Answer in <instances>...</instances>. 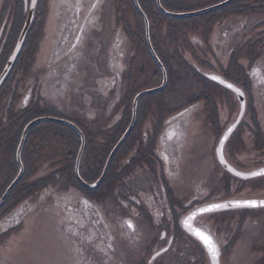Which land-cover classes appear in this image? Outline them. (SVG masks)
<instances>
[{"label":"flooded vegetation","instance_id":"af4514ba","mask_svg":"<svg viewBox=\"0 0 264 264\" xmlns=\"http://www.w3.org/2000/svg\"><path fill=\"white\" fill-rule=\"evenodd\" d=\"M104 1L105 7L108 4L106 0ZM125 1L120 0L121 8L118 9L119 19L117 21L121 24L117 31L119 36L111 42L113 47H111L110 57L108 58L107 67H109V70L106 68L109 73H103V79H105L102 83L98 82L99 87L97 90L95 85H87L83 82L84 77L78 76V74L82 75L83 73L84 76L87 75L88 77L90 71L87 67L82 69L78 64L83 55L85 56L84 60L89 61V63L93 59L94 55L90 56L88 54L87 56L84 50L90 48V46H95L96 33L99 34L101 31L97 24L101 22L102 15H99V21L91 20V17L94 16L95 9H99L100 5L102 7V0H67L65 8L62 10V17L67 11L68 14L63 17L65 20L60 23L58 38L54 40L57 41L55 44L58 47H54L52 54L57 55L56 58L52 57L53 60L50 63H44L42 74H35L33 76L34 81L25 90H20L19 80L17 83L14 81L15 86L12 87H15V92L20 93V99L17 103H23L24 106L32 105L39 100L42 103H48V97L46 96L49 94L46 92L47 89L55 92L52 93L53 96L57 93L58 97H68L62 95L73 92L71 86L75 87L77 92H82V94L85 89H88V101H86L88 110L84 117L87 120L86 122H89L88 126L85 128L78 120L67 118L78 124L85 136L80 171L85 166H88L90 170L95 167L96 156L99 153H104L106 138L112 133L111 129L120 120L126 122L130 115L129 123L125 127V131L127 130L133 119L135 97L142 91L159 87L164 80L163 69L152 52L147 32L144 39L141 34V21L135 19V12H132L130 18H128V5ZM178 1L182 9L188 7L186 3L189 0ZM224 1L226 0H206L204 5L190 11L204 9ZM90 2L88 11L80 22L81 11L87 8ZM166 9L171 11L168 8ZM260 13L264 14V0H232L209 12L189 16V18L195 17V19L200 17L194 23L188 20L171 22L167 21L168 19H161L162 21L154 20L152 24L150 21L151 44L165 66L168 80L162 90L145 94L138 101L134 126L112 159V161L115 160L114 164L117 167V172L120 173L118 176L116 173L118 178L116 183L119 186H116V188L113 186L112 188L111 185H108L104 190H108V197L100 199L98 198L100 192L94 191L88 195V193H84L79 184L69 185L66 180L60 179L51 182L35 194L42 196V193L47 192L50 187L56 185L65 187L66 190L72 188L76 192L84 193V196H77L74 200H57L55 205L60 207L63 214L71 213L73 219H76L75 225L82 223L81 225L89 238L92 239L94 247H90L91 249H88V251L101 257V260H98L99 264L109 263L110 261L106 256L113 257L114 249L119 248L123 241L128 245L132 242L131 240L138 241L139 239L142 243L146 241L147 245L145 248L139 245L143 249V253H141L135 264H145V262L153 264L159 257L168 252L181 255L180 249L185 239L189 240V244L194 242V245L202 252L199 261L190 257L191 264L193 262L195 264H213L202 241L183 226L184 220L199 208L210 203L227 200L215 197L216 194H213L215 191L213 189L207 191L208 187H204L207 183L205 178L196 182L192 188L190 187L192 184H188L189 177L191 179L197 175V171L192 172L195 155L192 156L191 153L199 152V159H197L206 161L205 149H203L204 143L198 137L199 133L195 131L196 123H194L193 116L200 109L199 112L203 116L205 125L207 114L212 108L214 111V113L212 112L213 117L218 119L215 123L218 131L213 136L207 154L211 157L212 166L219 173V179L224 181L225 185L227 181L231 182L232 189L234 188L233 182L251 185L253 179L263 180L261 178L264 175L245 178L236 173H247L263 168L264 156L260 157L253 167H251V164L246 166L243 162L232 159L234 157L232 150H234L235 140L238 137L236 135H245V132L242 131L246 128L251 135V127L254 126L258 131L252 132V136L256 140L260 139L264 146L263 120L258 114L259 111H255L257 104H259V95L264 96V18L256 20L260 17L258 15ZM243 15L247 18L240 20ZM185 25L188 30L202 29L203 32L192 37L187 30L186 35L178 39L176 33ZM71 37L73 38L71 39ZM125 38L130 39V45H133L130 54H128ZM70 42L71 45L67 47ZM26 44L25 42L22 51H24ZM80 47L82 48L81 53ZM144 68L148 71L147 73L142 70ZM150 68L152 69L151 73ZM159 70L162 73L161 78ZM141 73H145V75L140 76ZM213 77H216V79H213ZM229 84L232 85L231 88L228 87ZM59 89L61 90L60 93ZM211 90L215 91L213 96L209 92ZM91 92L98 93L97 98L99 99L105 98L104 101L108 99L113 104L118 103L121 105L120 114H115L106 127L99 125V123L101 119L103 120V117L107 118L110 115L107 109L109 107L96 110L95 104H98L99 100L95 99ZM217 92L224 94L231 101L233 111L229 115L221 111L222 106L226 107L225 104H217V100L214 98ZM177 93L178 99L171 100V96ZM117 96H119V99L116 103L112 98L115 99ZM72 108L74 109V106ZM237 122L239 123L235 130L229 133L228 131ZM78 134L55 135V133H44L30 139L32 149H37L40 153L39 163L36 166L42 176H47L50 172H59L57 176H60V172L70 169L68 165L77 147L79 137H81L79 132ZM100 134L106 136L102 140L96 141L95 135ZM224 135L230 136L220 149ZM91 139L93 143L90 142ZM81 145L82 138L81 144L77 148L75 174L77 156ZM262 151L264 153V148ZM220 152H222V158ZM89 154L92 155L89 156ZM237 156L239 155H235V157ZM3 157L4 155L1 153L0 169L5 163L2 160ZM87 159L90 166L86 165ZM134 170H136V175L131 176ZM107 174L104 179H106ZM121 175L123 177L119 179ZM76 178L78 182L85 186L77 175ZM108 181L110 182V178ZM99 186L89 189L95 190ZM186 187H190V189H186ZM183 189L185 192H181ZM32 197H26L18 201L1 216L0 223H8L3 226L4 229L2 230L9 231L14 229L15 226L23 224L27 213L33 210V202L30 201ZM234 198L264 199V195L230 197V199ZM112 203L122 211L121 214L118 213L120 216L118 220L120 221L117 220L116 222L120 233L117 236L113 234L112 225L107 221L108 216L112 213L104 212L100 207V205ZM255 210L260 213L264 211V206L201 213L196 217L195 225L208 230L219 245V264L231 263L229 253L233 249V244H231V240L221 246L219 237L213 232L211 220L227 218V216L239 218L245 212L247 213L246 216L249 217L251 211ZM159 215H161L159 218L162 221L159 220ZM205 218L208 220H205ZM129 224H131V227ZM157 231H160V234H156ZM82 250L85 251V249ZM161 250H165V252L154 257V254ZM83 251H81L82 254ZM126 251L130 250L127 249ZM260 251V254L258 250L255 251L256 255L259 254V258L254 259L253 264H264V248ZM255 253L254 256H256ZM76 261H78V258ZM161 263L167 264L168 262L163 259Z\"/></svg>","mask_w":264,"mask_h":264},{"label":"rangeland","instance_id":"374dc122","mask_svg":"<svg viewBox=\"0 0 264 264\" xmlns=\"http://www.w3.org/2000/svg\"><path fill=\"white\" fill-rule=\"evenodd\" d=\"M23 6H24V0ZM107 6L104 7L105 1L102 0V7L99 6V9H95L94 16L91 17V20L97 21L100 20L99 15H102L101 22L97 25L101 30L100 33H96L95 38V46H90V48L85 49L84 52L88 56H93L91 59V64L89 61L84 60L85 56H82L81 61H79L78 66L82 69L84 67L89 68V76H84V74H78L80 77L83 78V82L87 85L91 86L95 85L96 90L99 87L98 82L102 83L103 76L105 72H108L109 67L108 65V58L110 57V51L112 46V41L119 36L117 34L118 27H120V22L118 23L117 19H119L118 9L121 8L120 0H106ZM21 0H0V62L3 61L6 55L7 59L13 52L15 48V44L19 38L20 32L24 26V23L27 19V11L25 10V18L23 17L22 26L17 27V20L22 18V10L20 9ZM67 0H38L37 8L35 11V19L33 21V31L32 35L27 40V44L25 46L24 51L20 54L22 55L16 71H17V79L19 80L18 86L20 90H25L28 85H30L34 78L35 74L41 75L44 71V66L46 63H50L57 55L52 54L54 47H56V42L54 41L55 38H58V33L60 31V23L65 15H63V8H65ZM206 3V0H189L186 5L187 8H198ZM91 2L88 4L87 8L81 11L80 22L83 16L87 13L88 8ZM185 6V5H184ZM84 8V6H83ZM104 8V9H103ZM72 10V9H71ZM211 11V10H210ZM209 12V11H208ZM128 16L131 15V10L128 12ZM251 15V14H250ZM260 17L256 20H261L264 18V14H258ZM200 17H188V18H171L167 21L171 22H178V21H185L188 20L189 22L192 21L194 23L196 20H199ZM245 15L240 17V20H245ZM135 19H137L135 17ZM98 20V21H99ZM150 22V21H149ZM152 24L154 23V18L151 19ZM35 24V25H34ZM94 24V23H93ZM252 24V21H251ZM188 25V22H187ZM190 26V25H189ZM185 27V28H184ZM180 28V31L176 33L178 39H180L183 35H186V25ZM229 27V26H227ZM225 27V28H227ZM228 29V28H227ZM146 30V29H145ZM31 31V30H30ZM29 31V32H30ZM203 31L202 29L199 30H188L189 35L194 37L195 35L201 34ZM221 33V31H219ZM122 35V34H121ZM73 37H71L72 39ZM130 39L125 38V42L127 43V50L128 54L132 52L133 45H130ZM54 41V42H53ZM71 41V40H70ZM71 45V42L67 47ZM58 47V46H57ZM56 47V48H57ZM80 47V53H81ZM95 53V54H94ZM113 53V52H112ZM116 55V53H114ZM19 56V58H20ZM115 57V56H114ZM117 57V56H116ZM18 58V59H19ZM51 58V59H49ZM6 59V61H7ZM116 59V58H115ZM84 60V61H83ZM43 63V64H42ZM45 63V64H44ZM54 67V66H52ZM80 68V69H81ZM106 68L108 70H106ZM145 73L148 71L142 69ZM140 72V70H139ZM152 69L150 68V73ZM109 73V72H108ZM145 73H141L140 76L145 75ZM11 75V74H10ZM9 75V76H10ZM107 75V74H106ZM15 77V73H14ZM57 77V76H56ZM110 78V76H108ZM56 79V78H55ZM61 89V88H60ZM59 89V93L61 90ZM69 94H63L62 96L68 97H58L57 93L53 96V92L50 89H47V94L45 95L48 101V114L53 115L55 117H63L69 119H76L83 125L85 128L88 126L89 122L84 119L88 105H86L87 100V93L88 89H85L83 92H77L75 87ZM201 92V91H200ZM200 92H198L200 94ZM211 96L214 95L215 91H209ZM55 93V92H54ZM95 99L99 100L98 104H95L96 110H101L107 108L109 110L110 115L107 118L103 117L101 119L99 125L104 127L110 124V121L115 116V114H120L119 110L121 105L117 103V99L119 96L112 98L113 101H116L117 104L111 103L108 99L104 101L105 98L99 99L97 98L98 93L91 92ZM57 96V97H56ZM259 104H257V108L255 111H259L258 114L262 117L263 124H264V96L259 95ZM171 100L178 99V93L176 95L171 96ZM217 100L218 105L225 104L226 107L221 109L222 113L230 114L233 111V106L231 101L228 99L227 96L217 92L216 96L214 97ZM7 99V98H5ZM6 101V100H5ZM18 102V101H16ZM44 103V102H43ZM18 103L17 105H19ZM109 105V106H108ZM232 107H231V106ZM20 106V105H19ZM74 106V109L72 108ZM5 107H3V110ZM198 110V109H197ZM200 110V109H199ZM194 113V123L195 124V131L199 133L198 137L203 140L205 149V160H198L199 159V152H193L191 155H195V163L192 165V172L197 171V175L188 179V184H192L190 187L192 188L196 182L200 181L201 179L205 178L207 183H205L204 187H208L210 189L215 190L213 194L215 197H221L224 199H230V197H238V196H263L264 195V177L261 178L263 180L259 181L260 179H253L251 180V185L240 184L233 182V187L231 189L232 183L227 181L226 185L224 181L219 179V173L216 169L212 166L211 157L209 156L208 149L212 142L213 136L217 134V118H214L212 115V108H210L207 114V123L204 125L203 116L200 112ZM196 112V111H195ZM257 114V113H256ZM76 117H75V116ZM196 116V117H195ZM81 120V121H80ZM85 121V122H84ZM214 123V125H213ZM44 125L49 123L47 121H41L39 125ZM253 126V125H252ZM90 126L88 127V129ZM235 130V129H234ZM233 130V131H234ZM248 129L246 128L244 131L245 135H236L237 140H235L234 150V157L232 159L239 160L243 162L246 166L251 164V167L255 166V162L259 161L260 157L264 156L263 153V143L261 140H256L252 136V132H257L253 127H251V135L247 132ZM202 133V134H201ZM106 135H95L96 141L102 140ZM90 138V137H89ZM256 141V142H255ZM92 142V139L90 141ZM89 142V143H90ZM96 147L98 145L94 142ZM93 144V146H94ZM91 146V144H90ZM257 148V149H256ZM260 148H262L260 150ZM239 155L235 157V155ZM92 154H89L91 156ZM208 155V156H207ZM239 157V158H238ZM198 158V159H197ZM201 161V164H200ZM135 171H132L131 176H135ZM137 173V172H136ZM116 173H113L110 177V182L108 181L104 186L103 190L100 192L98 198H107L108 197V190L104 191L108 185L118 187ZM202 181V180H201ZM2 182V178L0 179V183ZM255 183V184H254ZM190 187H186V189H190ZM181 192H185L184 189ZM85 193V191H84ZM82 192H76L75 189L66 190L65 187L60 185H56L54 187H50L47 192L42 193L43 195H35L31 198L30 201L33 202L31 212H28L23 220V224L19 226H15L14 229L9 230L7 232L2 230L4 229L3 226L6 225L7 222L0 223V264H99L98 260H101L96 253L88 251L93 247L92 239L89 238L87 232L83 229L82 223L75 225V220L71 213L67 212L63 214L60 207L55 205V202L63 201V199L67 200H74L75 197L84 196ZM212 194V196H213ZM87 195V194H86ZM44 196V197H43ZM88 196V195H87ZM107 200V199H106ZM76 201V200H75ZM102 211H108L110 214L107 220L108 223L112 225V231L115 236L119 233L118 225L116 224L117 220L120 218L118 215L122 213L118 207H116L113 203L112 204H103L100 205ZM27 208V206H25ZM246 212L242 213L239 218L227 216V218H218L211 220L213 224L212 229L213 232L217 234L219 237V242L221 246L229 243L231 240V244H233V249L229 253V258L231 259L230 264H253L252 261L254 259L259 258L260 250L264 248V211L257 213V211H251V216L247 217ZM161 215L158 216V218ZM240 219V221H239ZM162 221V219L159 218ZM205 220H208L205 218ZM120 221V220H118ZM155 221V219H154ZM157 221V219H156ZM240 222V225H239ZM8 224V223H7ZM243 224V226H242ZM110 225V226H111ZM2 227V228H1ZM214 227V228H213ZM216 228V229H215ZM156 234H160V231H157ZM126 236V234H125ZM121 238V236L119 235ZM235 239V241H234ZM238 239V241H237ZM128 245L125 244L123 241V245L119 248L117 247L113 251V257L106 256L108 261L107 264H135L136 260H139L141 253H143V249L139 247V245L146 247L147 242L145 241L142 243L140 239L138 241L131 240ZM149 242V241H148ZM176 246V244H175ZM174 246V247H175ZM177 247V246H176ZM94 248V247H93ZM230 248V247H228ZM232 248V247H231ZM230 248V249H231ZM82 249H85L83 251ZM130 251H126V250ZM260 249V250H259ZM258 250L259 254L256 255L255 251ZM83 251V254L82 252ZM172 251V250H171ZM180 254L170 252L162 255L159 257L155 263L153 264H163L161 260H166L167 264H191L190 257L199 261V258L202 256V252L194 245V242L189 244V240L185 239L183 242V246L180 249ZM254 253L256 256H254ZM149 255L151 254L148 253ZM91 255V256H90ZM90 256V257H89ZM78 258V261H76ZM76 261V262H75ZM135 261V262H134ZM145 264H150L149 262ZM166 264V263H165ZM192 264H195L194 262ZM199 264V263H198Z\"/></svg>","mask_w":264,"mask_h":264},{"label":"trees","instance_id":"16d2710c","mask_svg":"<svg viewBox=\"0 0 264 264\" xmlns=\"http://www.w3.org/2000/svg\"><path fill=\"white\" fill-rule=\"evenodd\" d=\"M139 1L142 8L148 15L150 21L152 18H154L155 21L157 20L160 21L161 19L166 20V19L174 18L164 14V12H162L157 6L156 0H139ZM125 2L128 5L127 8L128 11L131 10V12H135L136 15L135 17L137 18V20L141 21V25H140L141 34L145 39L146 30H145V21L143 16L139 13L138 9L136 8L134 0H126ZM162 3L166 8L176 12L190 11L191 9H193V8L182 9L178 0H162ZM20 9L22 10L23 16L20 20H17L16 24L19 22L17 24V27L22 26V23L24 21L23 17L25 18V10L22 0L20 3ZM128 18L130 17L128 16ZM33 28L34 26L31 27L30 29L31 31L28 34L27 40H29V38L31 37ZM7 56L8 55H6L3 61L0 62V73L3 70V67L6 63ZM21 57L22 55L17 60L11 75L0 89V154L2 153L4 155L2 160L5 161L2 168L0 169V179L2 178V182L0 183V198L6 191L7 187L15 179L16 175L20 170V165L16 158V151L24 127L34 118L50 115L48 114L47 102L42 103L39 100L34 102L32 105H28V106H24L23 103L19 104L20 106L17 105L18 103L16 101H19L20 93L17 91L15 92V87L14 88L12 87L15 86L14 81H16V83L18 81L16 68ZM169 70L171 71V68ZM14 73H15V77H14ZM159 75L161 78L162 73L160 70H159ZM3 107H5L4 110ZM129 110L131 111V109ZM129 120H130V115L129 118L126 120V122L120 120L111 129L112 133L108 138H106L107 141L105 143L106 146L104 153H99L96 156L95 167L92 168V170H90L88 166H85V168L81 169L80 171L81 175L87 182H94L101 175L106 160L112 148L116 145V143L123 135L125 131V127L128 125ZM47 122L49 123V125L47 124L39 125V123L41 122L34 124L28 132V136L22 152V160L25 167V173L13 188L10 195L6 199L5 203L0 207V218L5 212L9 211L11 207L14 206L18 201L26 197L34 196L40 190L51 184V182H55V181H59L60 179H63L66 180L69 185L79 184V186L89 195L94 191L101 192L103 190V186L108 182L109 178L111 177V175H113V173H117V176L120 174L117 172V167L114 164L115 162L114 160L110 165L106 179L102 181V183L97 189L90 190L89 188H86L80 182H78L75 174V160L77 155V148L81 144V137H79L80 139L78 140L77 147L75 148L71 157V162L68 165L70 169L60 172L61 173L60 176H57L59 172H50L47 176H42V174L40 173V171L37 169L36 166L39 163L38 159L40 157V153L37 149L35 150L32 149V141L30 142V139L36 135H43L44 133H55V135H79L74 128H72L71 126L65 123H60L52 120H47ZM86 165H89L88 159L86 160ZM123 175H121L119 179H122Z\"/></svg>","mask_w":264,"mask_h":264},{"label":"water","instance_id":"95a60500","mask_svg":"<svg viewBox=\"0 0 264 264\" xmlns=\"http://www.w3.org/2000/svg\"><path fill=\"white\" fill-rule=\"evenodd\" d=\"M232 0H226L222 3H219V4H216V5H213V6H210V7H207V8H204V9H200V10H196V11H190V12H173V11H169L167 10L161 3V0H157V4L159 6V8L164 12L166 13L167 15H170V16H173V17H188V16H192V15H195V14H201V13H204V12H208L212 9H215L225 3H228ZM37 3H38V0H35V4H33V0L29 1V0H25V7H26V10L28 11V14H27V19L25 21V24L23 26V29L20 33V36H19V39L17 41V44L13 50V52L11 53L3 71L0 73V88L2 87V85L4 84V82L6 81V79L8 78L10 72L12 71L18 57H19V54L22 50V47L24 45V42L26 40V37L30 31V28L33 24V21L35 19V11H36V8H37ZM135 4L138 8V10L140 11V13L143 15L144 19H145V23H146V32H147V38H148V41H149V44L151 46V49H152V52L153 54L155 55L157 61L159 62V64L161 65L162 69H163V72H164V80H163V83L159 86V87H156V88H152V89H148V90H145V91H142L140 92L136 97H135V104H134V108H133V119H132V122L131 124L129 125V127L127 128V130L125 131V133L123 134V136L120 138V140L118 141V143L115 145V147L112 149L107 161H106V164L104 166V169H103V172L101 174V176L99 177V179H97L94 183H88L86 182L80 175V162H81V157H82V153H83V150H84V146H85V136L83 134V131L81 130V128L74 122L72 121H69L67 119H62V118H59V117H53V116H42V117H37L33 120H31L29 123L26 124V126L24 127L23 129V132H22V136H21V139H20V143L18 145V149H17V160L20 164V171L18 173V175L15 177V179L12 181V183L8 186V188L6 189L5 193L3 194V196L1 197L0 199V206L4 203L5 199L7 198V196L9 195V193L11 192V190L13 189V187L18 183V181L20 180V178L22 177L23 173H24V165H23V162H22V158H21V154H22V149H23V146H24V143L26 141V138H27V135H28V132L30 130V128L38 123V122H41V121H44V120H53V121H58V122H62V123H66V124H69L71 125L72 127H74L81 135L82 137V145H81V148H80V151H79V154L77 156V162H76V175L77 177L79 178V180L88 188H96L100 183L101 181L104 179L105 175L107 174V171L109 169V166L111 164V161L117 151V149L120 147V145L124 142V140L127 138V136L129 135V133L131 132L133 126H134V123L136 121V113H137V104H138V101L139 99L145 95V94H149V93H153V92H156V91H159V90H162L166 84H167V72H166V69H165V66L163 65L162 61L160 60V58L158 57V55L156 54V52L154 51L153 47H152V44H151V39H150V22H149V18L147 16V14L145 13V11L143 10V8L141 7L140 3H139V0H135ZM245 107L243 106V109ZM239 122L235 123L233 125V127L228 131L229 133L230 132H233V130L236 128V126L238 125ZM230 135H224V138L220 144V149L221 147L225 144V142L227 141V139L229 138ZM220 157L222 158V152H220ZM253 173H264V167L263 168H260V169H257V170H254V171H251V172H247V173H243V172H240V175L245 177V178H248V177H257V176H261V175H253ZM251 200H255L257 202L259 201H264V199H250V200H228V201H224V202H219V204H229L228 207L226 208H221V209H218V210H215V211H219V210H224V209H232V208H239V207H252V206H247V205H241V206H237L235 205V203H229V202H236V201H251ZM214 204V203H212ZM210 205V204H208ZM208 205H205L203 206L202 208H205L207 207ZM258 206H264V205H258ZM258 206H255V207H258ZM202 208H199L198 210H196L195 212H193L192 214H190L183 222V226L185 227V229L187 231H189L190 233L193 234V230L190 229L189 227L186 226L185 224V221H189L190 224L193 225V228H200L198 226L195 225L194 221L196 219V217L201 214V212L199 211L200 209ZM191 217V219H189ZM202 230H204L205 232H207L209 235H211L213 237V235L208 231L206 230L205 228H200ZM194 235V234H193ZM195 236V235H194ZM196 237V236H195ZM213 239L215 240V238L213 237ZM216 242V241H215ZM217 244V243H216ZM218 248H219V245L217 244ZM220 250V249H219ZM163 251H160L156 254V256L160 253H162ZM210 254V253H209ZM210 257L212 259V262L213 264H219V260H220V256L218 258L217 261H213V258L210 254Z\"/></svg>","mask_w":264,"mask_h":264},{"label":"snow or ice","instance_id":"6c2138e0","mask_svg":"<svg viewBox=\"0 0 264 264\" xmlns=\"http://www.w3.org/2000/svg\"><path fill=\"white\" fill-rule=\"evenodd\" d=\"M33 4H35V0H33ZM213 79H216V77H213ZM221 83H223V81H221ZM228 87H232L231 84L228 85ZM238 91V90H237ZM241 95H243V93H241ZM237 175H240V173H236ZM253 175H264V173H253ZM85 203H87V201H85ZM229 203H235V205L237 206H241V205H247V206H258V205H264V201H255V200H251V201H236V202H229ZM229 204H219V203H214V204H210L205 208L200 209L199 211L201 213H208V212H213L215 210L221 209V208H226L228 207ZM191 219V217L189 218ZM185 224L187 227H189L190 229L193 230V234L200 240L202 241L203 245L207 248L208 252L211 254L213 261H217L219 256H220V250L215 242V240L213 239V237L211 235H209L207 232H205L204 230L200 229V228H193V225L189 223V221H185ZM129 226L131 227V224H129Z\"/></svg>","mask_w":264,"mask_h":264}]
</instances>
